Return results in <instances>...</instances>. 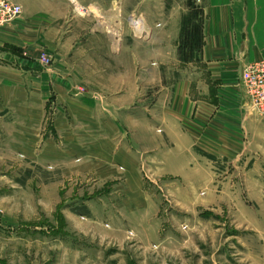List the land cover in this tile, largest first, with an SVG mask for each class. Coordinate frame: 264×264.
I'll return each instance as SVG.
<instances>
[{
	"label": "rangeland",
	"instance_id": "374dc122",
	"mask_svg": "<svg viewBox=\"0 0 264 264\" xmlns=\"http://www.w3.org/2000/svg\"><path fill=\"white\" fill-rule=\"evenodd\" d=\"M137 1L120 15L70 13L41 46L17 18L0 26V49L10 42L18 47L10 52L25 53L19 62L0 54V88L12 82L16 97L0 107V264H264V246L244 248L253 240L243 224L257 215L244 170L194 149L212 178L198 181L188 171L197 161L177 150L184 142H170L160 126L178 115L170 106L184 82L201 96L199 0ZM27 60L61 74L69 98L80 92L74 110L52 86L47 102L19 100ZM34 124L49 141L30 150L19 140ZM132 171L136 198L123 191L132 183L118 184ZM220 192L230 202L211 198Z\"/></svg>",
	"mask_w": 264,
	"mask_h": 264
},
{
	"label": "crops",
	"instance_id": "0c3cea01",
	"mask_svg": "<svg viewBox=\"0 0 264 264\" xmlns=\"http://www.w3.org/2000/svg\"><path fill=\"white\" fill-rule=\"evenodd\" d=\"M127 1L130 3V11L132 7L138 5L137 0H11L20 7V15L17 17L19 29L24 28V34L37 40L40 46L42 43H38L39 39L43 40L49 35V31H52V27H55L59 21H67L70 13L74 12L87 19L106 17L108 13L110 16L114 15L112 13L120 15L121 7H124L123 3ZM117 5L118 12L115 10ZM199 9L201 41L197 59L202 66L200 71L202 82L199 83L201 96L191 95L197 91L193 84L184 82L182 93L181 91L178 93L181 98L174 95L170 106L173 111L178 109V115L176 112L174 121L168 124H163L160 120V126L167 140L184 142L177 150H188L192 155L191 161H197V165L193 164L188 171L191 176L196 175L198 181L204 178V182L208 184L212 178L207 170L208 167L206 168L208 164L193 152L194 149L210 156L212 160L225 158L230 162L233 161L237 170H244L245 194L257 209L254 219L247 218L246 221L244 218L246 221L243 224L244 230L251 234L249 238L253 240L245 243L244 248L261 249L264 246V196L259 190H264V118L248 115L242 105V94L235 85L245 64L264 59V0H199ZM9 28H13V25ZM53 30L56 32L57 29ZM8 35L5 37L7 38ZM55 36H58L57 33ZM9 43L1 46L0 54L3 59L15 58L18 62L23 61L17 56H24L25 53L20 51L18 55L13 54L10 48L18 47ZM21 45L25 46L23 43ZM33 49L35 48L27 46V55ZM35 65L34 61L27 60L25 65L18 66L19 72L24 74V79L18 80L21 89L19 100L45 102L52 86L56 90L57 98L68 101V107L74 110L75 96L80 92L69 98V91L72 88L68 89L69 85L61 74L57 76L53 71L36 68ZM11 83L10 81L1 83L3 87L0 88V107L15 101L16 97L8 87ZM25 88L27 91L24 90ZM78 90L80 91L79 88ZM46 107L45 104L43 108ZM32 111L36 116L34 122L39 126L40 106L33 108ZM7 125L10 129L19 128L16 124L7 123ZM3 129L6 130L5 125ZM37 129L39 128L34 124L31 129L33 131L20 135L19 142L26 143L30 150L39 142H41L40 146L48 143L49 137L45 131L42 129L41 133ZM5 136L8 135L5 133ZM175 154L179 156L177 151ZM124 163L125 166L129 164L128 161ZM108 171V175L113 173L109 169ZM169 172L170 175L181 177V172L177 171L178 174L175 169ZM123 176L124 179L118 183L119 186L125 184L124 181L128 185L132 183L124 187L123 191L132 194L135 198L138 197L141 193L138 173L132 171ZM224 188H226L225 184ZM211 198H216L219 202L221 200L230 202L229 196L226 194L222 196L221 192Z\"/></svg>",
	"mask_w": 264,
	"mask_h": 264
},
{
	"label": "built area",
	"instance_id": "2783aa9c",
	"mask_svg": "<svg viewBox=\"0 0 264 264\" xmlns=\"http://www.w3.org/2000/svg\"><path fill=\"white\" fill-rule=\"evenodd\" d=\"M20 15V7L11 0H0V26ZM41 57V56H40ZM47 62V59L41 57ZM242 94V105L249 115L264 118V59L245 64L235 85Z\"/></svg>",
	"mask_w": 264,
	"mask_h": 264
},
{
	"label": "trees",
	"instance_id": "16d2710c",
	"mask_svg": "<svg viewBox=\"0 0 264 264\" xmlns=\"http://www.w3.org/2000/svg\"><path fill=\"white\" fill-rule=\"evenodd\" d=\"M198 37H199V44H198V48H199V46H200V41H201V37H200V24H199V33H198ZM197 51H198V49H197ZM196 51V52H197Z\"/></svg>",
	"mask_w": 264,
	"mask_h": 264
}]
</instances>
